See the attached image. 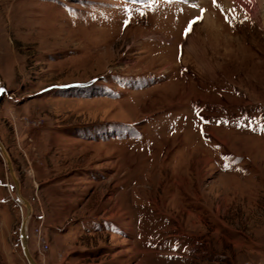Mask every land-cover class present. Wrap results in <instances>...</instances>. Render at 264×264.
Returning a JSON list of instances; mask_svg holds the SVG:
<instances>
[{"label":"rangeland","instance_id":"obj_1","mask_svg":"<svg viewBox=\"0 0 264 264\" xmlns=\"http://www.w3.org/2000/svg\"><path fill=\"white\" fill-rule=\"evenodd\" d=\"M258 10L0 0V142L36 264H264ZM26 213L0 151V264H28Z\"/></svg>","mask_w":264,"mask_h":264},{"label":"water","instance_id":"obj_2","mask_svg":"<svg viewBox=\"0 0 264 264\" xmlns=\"http://www.w3.org/2000/svg\"><path fill=\"white\" fill-rule=\"evenodd\" d=\"M0 149L3 151V155L5 156V159H6L5 163L7 165L8 171H9V173H10V175H11V177H12V179L16 185L17 195L23 200L25 207H26V210H27L26 216L22 219L21 227H20V238H21L22 252H23V255H24L26 261L28 262V264H36L35 261L33 260V258L31 257L30 253H29L28 246H27V235H26L27 222H28L29 217L31 216V207H30V204L25 199H23L19 194L18 183H17V180L15 179V177L13 175V169H12L11 161H10L3 145L1 144V142H0Z\"/></svg>","mask_w":264,"mask_h":264},{"label":"bare ground","instance_id":"obj_3","mask_svg":"<svg viewBox=\"0 0 264 264\" xmlns=\"http://www.w3.org/2000/svg\"><path fill=\"white\" fill-rule=\"evenodd\" d=\"M229 1H234V0H229ZM232 4V3H231ZM227 5H228V7L230 8V9H232V5H229L228 3H227ZM241 6V5H240ZM227 7V6H226ZM257 7L259 8V10H258V17H259V20H260V24H263L264 25V22H263V17H261V15H263V13H264V0H257ZM239 10H241V9H239ZM238 12V11H237ZM240 12V11H239ZM241 14V13H240ZM238 16V15H237ZM237 18V17H236ZM239 18V17H238ZM211 21V20H210ZM209 25V24H208ZM211 27V26H210ZM211 29V28H210ZM0 151H1V153L3 154V151L0 149ZM4 156V155H3ZM4 158H5V156H4ZM5 161H6V159H5ZM17 200L20 202V203H22L24 206H25V204H24V202H23V200L17 195Z\"/></svg>","mask_w":264,"mask_h":264},{"label":"built area","instance_id":"obj_4","mask_svg":"<svg viewBox=\"0 0 264 264\" xmlns=\"http://www.w3.org/2000/svg\"><path fill=\"white\" fill-rule=\"evenodd\" d=\"M41 247L43 249H48V246H47V244H46V242L44 240L41 241Z\"/></svg>","mask_w":264,"mask_h":264},{"label":"snow or ice","instance_id":"obj_5","mask_svg":"<svg viewBox=\"0 0 264 264\" xmlns=\"http://www.w3.org/2000/svg\"><path fill=\"white\" fill-rule=\"evenodd\" d=\"M214 2H215V0H214ZM193 23H195V21L193 22ZM192 29H191V26L189 27V29L187 30L188 32H190Z\"/></svg>","mask_w":264,"mask_h":264},{"label":"crops","instance_id":"obj_6","mask_svg":"<svg viewBox=\"0 0 264 264\" xmlns=\"http://www.w3.org/2000/svg\"><path fill=\"white\" fill-rule=\"evenodd\" d=\"M235 15H236V16H237V15L242 16V15H240L239 13H238V14L236 13ZM241 18H242V17H241ZM242 19H243V18H242ZM95 231H97V230L95 229L94 232H95Z\"/></svg>","mask_w":264,"mask_h":264}]
</instances>
